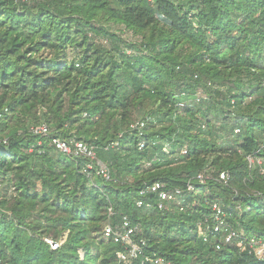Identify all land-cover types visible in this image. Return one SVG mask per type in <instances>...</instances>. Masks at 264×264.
<instances>
[{
    "label": "trees",
    "instance_id": "16d2710c",
    "mask_svg": "<svg viewBox=\"0 0 264 264\" xmlns=\"http://www.w3.org/2000/svg\"><path fill=\"white\" fill-rule=\"evenodd\" d=\"M0 112L4 264H264L238 240L264 239V176L246 159L264 155V0H0ZM41 124L46 135L30 131ZM69 137L96 147L110 180L51 143ZM188 180L185 211L140 194ZM210 201L238 236L219 249L196 230ZM109 208L136 227L128 263L103 236Z\"/></svg>",
    "mask_w": 264,
    "mask_h": 264
},
{
    "label": "built area",
    "instance_id": "2783aa9c",
    "mask_svg": "<svg viewBox=\"0 0 264 264\" xmlns=\"http://www.w3.org/2000/svg\"><path fill=\"white\" fill-rule=\"evenodd\" d=\"M208 86L210 87V83H208ZM202 91L203 87L199 86L195 93V99L197 102L201 99H206V94H201ZM143 127L144 123L141 121H137L130 125V129H137L139 131V135L142 134L141 129ZM29 129L32 133H39L43 135H46L49 132L48 127L45 124L30 126ZM235 131L237 132L238 130ZM51 143L62 154L85 159L86 162L82 167V173L88 178L92 179L93 175H97L106 181L111 179L110 169L98 160L96 147L94 145L86 143L84 140L76 139L75 137H69L66 139L53 138ZM115 145H117V142H112L107 147H114ZM144 145L145 142L141 139L138 142V149H142ZM261 148V151L263 150L264 152V144ZM185 152V150H182L181 154H185ZM246 159L251 168L256 167L259 170V173L264 176V155L250 154L246 156ZM206 177L207 176L204 173H199L196 176V180L204 182ZM229 178L230 173L228 171H221L218 174V180L224 183H226ZM194 190L195 187L191 180L187 181L185 188L177 187L173 189H166L164 184L157 182L141 190L140 194L155 193L157 196V209L162 210L166 205L175 203L178 205L180 211H185L188 207H190V203L186 201L185 197ZM261 197L264 201V195H261ZM144 204L147 208L151 207V203L149 202L145 203L141 199L136 201V205L138 207L144 206ZM207 205L209 213L204 215L196 223L198 236L201 237L203 241L207 242L211 235L213 237L220 235V242H216L217 249L220 248V244H231L238 236L236 233L227 228L226 211L217 201H210ZM113 215L114 211L109 208L107 212L109 221L103 228V236L106 239H112L113 242L119 243L124 247L122 251L117 253V258L120 261L128 263L137 258L141 253L139 244L133 239L136 227L131 225L127 216H123L120 222L117 225H114L110 222L111 216ZM238 240L240 243H246L248 245L249 252L257 258L264 259V239L255 237L243 238L242 236H239ZM47 242L50 244L52 249L57 248L60 244V242L56 243L50 240H47ZM150 261L154 264H163V259L160 257L150 259ZM0 264L4 263L0 260Z\"/></svg>",
    "mask_w": 264,
    "mask_h": 264
},
{
    "label": "rangeland",
    "instance_id": "374dc122",
    "mask_svg": "<svg viewBox=\"0 0 264 264\" xmlns=\"http://www.w3.org/2000/svg\"><path fill=\"white\" fill-rule=\"evenodd\" d=\"M110 28H111L112 32H115V33L119 34L126 41H138L139 40V38L137 36H134L130 31H127V30L123 29V27L120 26V25H111ZM97 42L103 43V40H101V38H98ZM67 58H68V60L74 58V52L71 51V50H68ZM204 88H203V91L201 93L203 95L206 94V88L205 89ZM193 97L195 98V93H194Z\"/></svg>",
    "mask_w": 264,
    "mask_h": 264
}]
</instances>
